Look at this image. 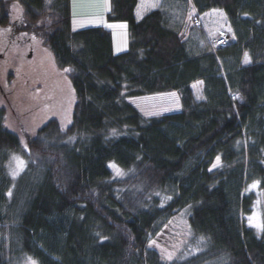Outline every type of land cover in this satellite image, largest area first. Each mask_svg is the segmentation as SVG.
I'll list each match as a JSON object with an SVG mask.
<instances>
[{"label":"trees","instance_id":"16d2710c","mask_svg":"<svg viewBox=\"0 0 264 264\" xmlns=\"http://www.w3.org/2000/svg\"><path fill=\"white\" fill-rule=\"evenodd\" d=\"M138 1L110 0L107 20L129 33L116 54L111 30L73 29L72 0H0V28L40 37L75 96L66 126L52 116L25 144L6 124L12 91L0 88V264H264V233L249 223L252 185L264 187V0H161L140 19ZM215 9L224 45L202 17ZM172 90L181 109L157 117L129 99ZM184 210L189 247L164 260L150 239Z\"/></svg>","mask_w":264,"mask_h":264},{"label":"rangeland","instance_id":"374dc122","mask_svg":"<svg viewBox=\"0 0 264 264\" xmlns=\"http://www.w3.org/2000/svg\"><path fill=\"white\" fill-rule=\"evenodd\" d=\"M11 14L12 18L22 16V8L18 2L12 4ZM206 15L209 14L206 13ZM202 17L210 32L228 29L219 23L218 17L212 14L209 15L208 21L205 16ZM108 23L107 17L102 14L82 16L78 12L75 14L73 12L72 27L74 30ZM109 24L115 39L114 52L118 54L127 50L129 46L127 24L125 22H110ZM10 30L11 27L0 28V88L3 86V90L12 91L4 92L9 97L11 105L7 110L6 124L17 132L26 144L27 137L35 135L37 129L52 116L59 118L62 125L66 126L71 115V108L75 103V96L71 82L65 73L57 67L52 51L43 44L42 39L35 35L28 38L18 35L13 39ZM10 72L18 73L16 78L19 82L18 86L16 81L8 82L7 77ZM191 86L194 98L202 99V82L196 81ZM17 87L19 93H17ZM129 99L147 117L177 112L182 107L181 90L144 93ZM0 102L7 104L5 95L1 91ZM219 164L220 161L219 163L216 161L215 165ZM23 169L22 154L20 152L13 153L9 163L13 183L16 182ZM112 170L115 178L125 176V172L118 166L112 167ZM252 190L255 191V200L250 215L252 219H249V223L259 234H262L264 227L256 225H264V187L260 188L256 183ZM187 230L188 212L180 211L158 225L156 234L150 239L151 245L156 248L164 260H170L189 247ZM196 251V248L192 249V252ZM32 260L23 257L17 264H31Z\"/></svg>","mask_w":264,"mask_h":264},{"label":"crops","instance_id":"0c3cea01","mask_svg":"<svg viewBox=\"0 0 264 264\" xmlns=\"http://www.w3.org/2000/svg\"><path fill=\"white\" fill-rule=\"evenodd\" d=\"M161 2V0H160ZM159 0H139L138 5L136 8V17L138 19L142 18V16L148 12L149 10H152L156 8L160 4ZM111 2L110 0H72V9L74 14L78 12L79 14H82V16H98L99 14L104 15V17H107V13L110 10ZM78 9V10H75ZM99 13V14H98ZM207 14H212L215 17H218L219 23L223 24L225 27H227L226 18L223 12L219 9L212 10L210 12H207ZM209 15L204 14L206 20L208 21ZM110 23V22H109ZM103 24V25H97V26H103L109 30L110 24ZM118 23V22H113ZM112 31V30H111ZM113 47L115 50V39L113 36Z\"/></svg>","mask_w":264,"mask_h":264},{"label":"built area","instance_id":"2783aa9c","mask_svg":"<svg viewBox=\"0 0 264 264\" xmlns=\"http://www.w3.org/2000/svg\"><path fill=\"white\" fill-rule=\"evenodd\" d=\"M194 23L197 25V26H201L202 25V21L200 19L199 16H195L194 17ZM212 36V39H213V45L214 43L215 44H218V45H224L226 44V36L223 32L219 31L216 35L214 34H210ZM219 35V36H218Z\"/></svg>","mask_w":264,"mask_h":264},{"label":"snow or ice","instance_id":"6c2138e0","mask_svg":"<svg viewBox=\"0 0 264 264\" xmlns=\"http://www.w3.org/2000/svg\"><path fill=\"white\" fill-rule=\"evenodd\" d=\"M219 157H217V163H219ZM21 163H23L22 161H21ZM110 167H116V165L115 164H110L109 165ZM213 167H216V165L214 164L213 165ZM256 183H258V182H256ZM256 183H254L253 185H252V187H255L256 186ZM9 195H11V193L9 192ZM250 220L252 219L251 217L249 218ZM257 227H264V225H256ZM169 258H171V257H169ZM31 264H36V261H34V260H32L31 261Z\"/></svg>","mask_w":264,"mask_h":264}]
</instances>
